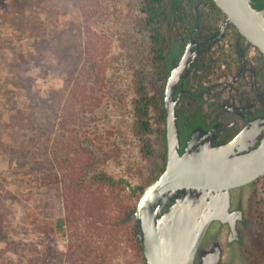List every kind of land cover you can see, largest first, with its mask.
<instances>
[{"label": "rangeland", "instance_id": "obj_1", "mask_svg": "<svg viewBox=\"0 0 264 264\" xmlns=\"http://www.w3.org/2000/svg\"><path fill=\"white\" fill-rule=\"evenodd\" d=\"M142 16L139 0H0V264L61 262L60 190L46 184L55 173L50 145L61 132L78 127L115 152L101 166L113 178L149 182V162L130 131L135 70L152 95ZM85 26L108 47L103 93L91 114L60 131L58 109L81 63ZM148 120L155 148L151 108ZM261 231L251 264H264V225Z\"/></svg>", "mask_w": 264, "mask_h": 264}, {"label": "flooded vegetation", "instance_id": "obj_2", "mask_svg": "<svg viewBox=\"0 0 264 264\" xmlns=\"http://www.w3.org/2000/svg\"><path fill=\"white\" fill-rule=\"evenodd\" d=\"M249 4L264 18V0ZM164 9L163 59L159 72L151 67L150 87L162 107L166 82L172 80L177 154L231 143L229 159L248 156L264 137V57L231 24L221 29L224 15L212 0H164ZM155 125V148L150 141L151 151L145 157L148 183L161 174L167 161L164 119ZM263 188L264 173L212 196L205 210L217 207L219 217L210 221L193 264L211 249L219 253V264H251L264 225ZM182 190L157 202V228L168 225L173 197Z\"/></svg>", "mask_w": 264, "mask_h": 264}, {"label": "trees", "instance_id": "obj_3", "mask_svg": "<svg viewBox=\"0 0 264 264\" xmlns=\"http://www.w3.org/2000/svg\"><path fill=\"white\" fill-rule=\"evenodd\" d=\"M141 30L147 33L150 66L160 71L163 49L164 0H139ZM106 42L87 26L83 30L82 59L58 109L60 131L66 123L77 125L85 113L100 105L104 88ZM133 121L130 131L144 158L150 154L148 109L154 123L163 121L161 102L149 95L139 70L132 75ZM83 97L82 100L80 98ZM72 127L51 142L49 157L55 173L46 184L60 190L64 251L60 264H145L136 236L132 211L139 186L113 178L101 166L109 158L100 140ZM118 150V148L116 149ZM117 153L115 154V156Z\"/></svg>", "mask_w": 264, "mask_h": 264}, {"label": "water", "instance_id": "obj_4", "mask_svg": "<svg viewBox=\"0 0 264 264\" xmlns=\"http://www.w3.org/2000/svg\"><path fill=\"white\" fill-rule=\"evenodd\" d=\"M222 12L221 29L231 24L237 33L254 45L264 57V18L249 0H212ZM172 80L166 82L163 96L164 141L167 161L164 170L139 189L132 211L136 236L146 264H193L198 244L211 220L219 217L207 203L213 195L225 194L230 186L241 184L264 173V137L259 146L244 158L229 159L230 144H221L178 155L174 124ZM182 190L173 197L172 213L166 227L157 228V202L163 195ZM195 189V190H188ZM199 264H219V253L211 249L199 255Z\"/></svg>", "mask_w": 264, "mask_h": 264}, {"label": "built area", "instance_id": "obj_5", "mask_svg": "<svg viewBox=\"0 0 264 264\" xmlns=\"http://www.w3.org/2000/svg\"><path fill=\"white\" fill-rule=\"evenodd\" d=\"M149 124H151V120H148Z\"/></svg>", "mask_w": 264, "mask_h": 264}]
</instances>
